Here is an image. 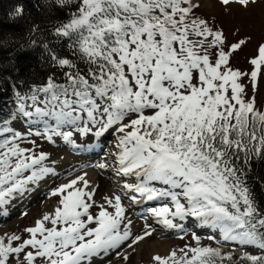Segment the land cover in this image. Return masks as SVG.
Instances as JSON below:
<instances>
[{"label": "snow or ice", "instance_id": "6c2138e0", "mask_svg": "<svg viewBox=\"0 0 264 264\" xmlns=\"http://www.w3.org/2000/svg\"><path fill=\"white\" fill-rule=\"evenodd\" d=\"M218 2L225 9L264 5ZM54 4L70 9L54 28L70 54L45 44L49 67L59 78L47 74L23 95L10 85L17 108L0 120V214L8 215L5 206L57 175L44 163L48 153L37 151L30 137L52 143L59 137L75 149L81 145L74 133L100 138L114 132L116 175L134 182L125 180L101 203L87 173L58 184L49 193L57 198L55 207L25 228L26 236H0V264H96L113 252L127 264L131 254L118 250L127 244L135 252L155 229L145 225L134 235L123 198L159 202L146 212L164 229L185 232L183 222L194 218L198 227L218 231L219 240L207 239L242 249L236 259L222 247L201 244L193 232L195 246L153 255L152 264H264V203L250 183L255 165L264 164V107H257L254 94L264 78V42L248 61L250 71H242L231 61L251 37L230 42L215 18L202 13L206 0ZM22 12L17 7L16 14ZM22 119L26 132L14 126Z\"/></svg>", "mask_w": 264, "mask_h": 264}, {"label": "rangeland", "instance_id": "374dc122", "mask_svg": "<svg viewBox=\"0 0 264 264\" xmlns=\"http://www.w3.org/2000/svg\"><path fill=\"white\" fill-rule=\"evenodd\" d=\"M262 8H264V5L257 4L251 6L247 10H244L238 5L233 4L230 9H225L218 2V0H206L205 7L201 9L202 13L205 16L215 18L216 24L224 29L225 34L228 36L230 42L245 38L246 36L251 37L250 42L243 48V50L239 51L232 58L231 63L234 68H239L242 71H250L251 65L248 63V61L256 54V48L258 44L264 42V27L261 26ZM237 28L240 29L238 33L236 32ZM244 82L248 83L247 79H245ZM252 94L253 93L251 91V87H249V95ZM254 94L256 95L257 107H264V78L260 80L258 90ZM28 103H30V101ZM16 108L17 103L15 104V110ZM14 126L21 132H26L28 128L27 124L23 122V119L19 122H15ZM64 130L69 131L71 129L65 128ZM30 139H36L37 145H39L37 151H44L48 153L49 158L44 163L48 167L54 169H58L61 164L65 163L68 157L76 159L75 162L77 163H82L84 161H90L92 163L97 160V158H99L102 154H104L102 148L105 143L108 144V140L104 138L101 143L102 146L98 148L97 151H94L96 154L90 155L88 153L90 150H87V153L82 152L83 150H80L83 147L77 148V151L79 153H76V151H74L69 145L63 143L61 138H54L55 143L48 142L43 138L30 137ZM25 146L30 147L31 145ZM107 167H109V165H107ZM93 168L94 167L92 166H83L75 170V172L65 171L63 172V175L69 174V172L70 174L65 177H63V175L57 176L56 178H59V181H57L56 183H54L53 176H49V178L46 177L44 180H42V182L47 183V180L52 178L53 186L52 182H49L48 188H46V190L44 189L43 191L41 189L43 184L39 183L38 186H34L35 190L33 192L25 193L23 197H18L17 199L13 200L9 205L5 206L8 215L4 216L0 214V236L12 233L26 236L23 230L27 227L34 226V222L37 219L41 218V216L45 212L52 211L55 207L57 198L50 197V190L55 188L58 185V182H67L68 179H73L78 175H83L84 173L88 174L90 170H92V172H90L87 177L91 179L90 177L94 175L93 180H91L90 183V186L96 189L94 199L97 201V203L103 202V196H110L112 194L113 186L109 182V179L114 176L104 174L101 171L96 172V170ZM131 182L133 181L131 180ZM118 185L119 186L117 187L119 191L122 189L123 183H119ZM122 203L126 208L128 207L126 215L132 221L130 227L134 235L142 234V232L146 230L144 219L145 216H141L146 212V209L148 207L159 206V202H149L146 206H144L146 208L143 209L139 214H137L135 210L129 208V200L127 198H123ZM92 211L93 213H96L98 211V208H93ZM109 211H112V209L109 208ZM2 212L3 209H0V213ZM24 213L27 214L24 215ZM184 225L186 229L185 232H177L176 230H173L170 231L167 235L157 234L159 233V231H161L160 226L152 225L150 226V228L155 229L153 235L150 238H146L145 241L137 245L135 252H132L131 249H128L127 244L123 245L118 251L121 253L128 252L131 254L130 261H128L127 264H152L151 257L153 255H167L171 250H178L187 244L195 246V241L192 239V233L195 232L198 236L201 237V244L203 245L222 247L225 252H233L237 256L242 255V249L240 248V246L234 243L221 242V244H217L216 240L207 239L208 236H216V239L219 240L220 237L218 231L214 232L208 227H198L194 218H189L188 220H186L184 222ZM181 236H183V239H181ZM248 251H252V249L249 248ZM109 260H111L112 264H125V262L115 256L114 252L110 256L103 258V260L97 261L96 264H108Z\"/></svg>", "mask_w": 264, "mask_h": 264}, {"label": "trees", "instance_id": "16d2710c", "mask_svg": "<svg viewBox=\"0 0 264 264\" xmlns=\"http://www.w3.org/2000/svg\"><path fill=\"white\" fill-rule=\"evenodd\" d=\"M17 7L23 9L22 14H16ZM69 10L59 9L54 0H0V120L15 111L16 97L10 85L15 84L23 95L47 74L55 72L59 78L58 70L49 67L44 45L59 54H70L65 41L54 35V28L67 20ZM251 177L257 199L264 203V164L255 165Z\"/></svg>", "mask_w": 264, "mask_h": 264}, {"label": "bare ground", "instance_id": "6f19581e", "mask_svg": "<svg viewBox=\"0 0 264 264\" xmlns=\"http://www.w3.org/2000/svg\"><path fill=\"white\" fill-rule=\"evenodd\" d=\"M117 135L118 134L110 131L109 133H106L104 136L96 139L91 134H89L87 137L81 138L80 135H79V133H74L73 139L76 140V143L78 145H81V147H83L80 150H83L82 152L87 151V150H90L89 151L90 152L89 153L90 155L91 154H96L94 151H97V149L102 146L101 143H102V140H104V138H106L108 140V142H107L108 144L105 143V145L102 148L103 151H104V154H102L99 158H97V160H95L92 163L90 161L89 162H85L84 161L85 163L84 162L77 163V162H75L76 159H72V158L68 157L67 160L65 161V163L61 164L59 167L57 166L58 169H55L57 175L56 176H53L54 177V183H56L57 181H59V178H56V177L57 176H60V175H63L64 174L63 172H65V171H67V172L68 171L75 172V170H77V169H79L80 167H83V166H86V167H91L92 166V167H94L93 169H95L96 172L101 171L104 174L113 175L114 177H111L109 179V182L113 186L112 187L113 188L112 193H116V191L118 192V187L117 186H119L118 185L119 183H124L125 180H127L128 182H131V180H132L134 182V178H129V177H123V176H117L116 175V167H117V165L115 163V159H116L115 153L118 151V149L116 147V145L118 143ZM54 138L57 139L59 137H54ZM87 142H91V143H87ZM73 150L76 151V153H79L77 151L78 150L77 148H75ZM99 164H106V165H109V167L100 168V167H98ZM70 172H69V174H70ZM90 172H92V170H90L88 172V174H90ZM69 174H65V175H63V177L68 176ZM93 177H94V175H92L90 177L91 179H89V177L86 176V179H88L89 182L91 183V180H93ZM47 178H49V176ZM47 181H48L47 183H43L42 181L40 182V183L43 184V186L41 188L43 191H44V189L46 190V188H48V183L49 182L50 183L52 182V186H53V180H52V178L51 179H48ZM118 181H120V182H118ZM60 183H63V182H60ZM60 183L58 182L57 184H60ZM150 202H156V201H150ZM147 203H149V202H145L143 204H132L129 201V208H131L132 210H135V212L137 214H139L143 209L146 208L144 206H146ZM141 216H145L144 219H145V224L146 225H148V226L158 225L156 223L155 218L151 215V213H146L145 212ZM159 226L161 228V231H159V233H157V234L167 235V234H169L170 231H173V230H169V229H164L162 225H159ZM160 252H161V250H160ZM97 261H101V259L97 258L96 262Z\"/></svg>", "mask_w": 264, "mask_h": 264}]
</instances>
